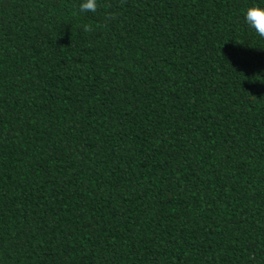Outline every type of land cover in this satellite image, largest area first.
I'll list each match as a JSON object with an SVG mask.
<instances>
[{"label":"trees","instance_id":"16d2710c","mask_svg":"<svg viewBox=\"0 0 264 264\" xmlns=\"http://www.w3.org/2000/svg\"><path fill=\"white\" fill-rule=\"evenodd\" d=\"M80 3L0 0V264H264V0Z\"/></svg>","mask_w":264,"mask_h":264},{"label":"clouds","instance_id":"9594fccd","mask_svg":"<svg viewBox=\"0 0 264 264\" xmlns=\"http://www.w3.org/2000/svg\"><path fill=\"white\" fill-rule=\"evenodd\" d=\"M81 12H95L97 0H81L79 5ZM243 24L245 28L255 34L257 37L264 39V7L252 5L247 7L242 13ZM87 30V25H85ZM258 75L264 77V68L258 70Z\"/></svg>","mask_w":264,"mask_h":264}]
</instances>
